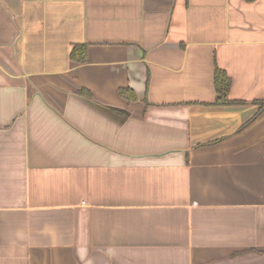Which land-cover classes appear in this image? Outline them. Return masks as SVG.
Returning a JSON list of instances; mask_svg holds the SVG:
<instances>
[{
	"label": "crops",
	"instance_id": "1",
	"mask_svg": "<svg viewBox=\"0 0 264 264\" xmlns=\"http://www.w3.org/2000/svg\"><path fill=\"white\" fill-rule=\"evenodd\" d=\"M263 101L264 0H0V264H264Z\"/></svg>",
	"mask_w": 264,
	"mask_h": 264
},
{
	"label": "trees",
	"instance_id": "2",
	"mask_svg": "<svg viewBox=\"0 0 264 264\" xmlns=\"http://www.w3.org/2000/svg\"><path fill=\"white\" fill-rule=\"evenodd\" d=\"M252 1V0H245ZM86 58L85 55V46L84 45H75L73 46L70 52V59L77 62H84ZM230 87V79L225 74L224 71L215 68L214 71V88L217 94V98L214 101V104L217 105H233V104H241L238 101H232L228 99V90ZM120 95L127 100H134L135 95L131 91V89H122L119 91ZM88 94V93H87ZM264 109V101L260 102V107L257 115Z\"/></svg>",
	"mask_w": 264,
	"mask_h": 264
}]
</instances>
